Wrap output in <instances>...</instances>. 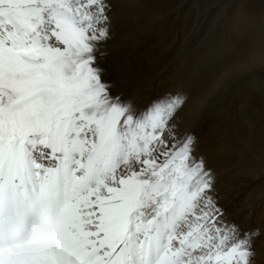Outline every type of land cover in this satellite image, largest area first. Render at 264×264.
<instances>
[{
    "label": "snow or ice",
    "instance_id": "6c2138e0",
    "mask_svg": "<svg viewBox=\"0 0 264 264\" xmlns=\"http://www.w3.org/2000/svg\"><path fill=\"white\" fill-rule=\"evenodd\" d=\"M110 10L0 0V264H253L259 230L179 131L187 96L137 109L99 64Z\"/></svg>",
    "mask_w": 264,
    "mask_h": 264
},
{
    "label": "bare ground",
    "instance_id": "6f19581e",
    "mask_svg": "<svg viewBox=\"0 0 264 264\" xmlns=\"http://www.w3.org/2000/svg\"><path fill=\"white\" fill-rule=\"evenodd\" d=\"M110 4L109 37L99 45L104 55L97 53V59L121 98L143 109L157 98L185 94L188 102L178 114L179 131L196 133L195 154L203 157L208 169L232 164L264 172V124L258 114L264 103V4L259 0L217 8L210 0H110ZM165 61L174 64L168 69ZM141 84L144 88L137 87ZM147 96L154 100L148 102ZM258 181V195L239 188L234 199L217 198L219 205L236 207L246 199L259 215L264 178ZM235 224L249 229L242 222ZM259 238L253 245V264L260 261Z\"/></svg>",
    "mask_w": 264,
    "mask_h": 264
},
{
    "label": "rangeland",
    "instance_id": "374dc122",
    "mask_svg": "<svg viewBox=\"0 0 264 264\" xmlns=\"http://www.w3.org/2000/svg\"><path fill=\"white\" fill-rule=\"evenodd\" d=\"M210 5H215L217 8V5H233V3H219V2H217V0H215V1L210 0ZM175 62H177V60L174 61V63ZM174 63H167L166 64V61H165V65L167 66L168 69H170ZM159 79H161V78H159ZM137 87H139V88L143 87L144 88L143 84L138 85ZM145 93H146V95H148L149 92L146 91ZM145 93H143V94L145 95ZM152 98H154V97L147 96V101L148 102L153 101L154 99H152ZM258 114L260 115V118L263 119L262 121L264 124V103H262L258 107ZM263 124H261V125H263ZM224 140H228V139L224 138ZM263 166L264 165H262V167ZM227 167L220 168L219 170L218 169L217 170L210 169L216 178L215 179V187H216L215 188V190H216L215 195L217 196V198L228 197L230 199H234L235 197H237L239 195V193H237L239 188L246 190V194L256 195V193H257V195H258V190L260 189V187L258 186V184H259L258 180L260 178H264V172L259 171V169L256 168L255 166L243 168V167H238L235 165L232 166V164H231L230 167H228V168ZM215 168H217V167H215ZM227 169H229V170H227ZM219 171H221V172H219ZM247 182H248V184H245ZM217 183L219 184V186L217 185ZM247 191H248V193H247ZM245 200L244 199L239 200V205H237L236 207L227 206L226 208H224L226 210L225 217L228 220L226 218L225 219L227 221L234 222V223L235 222H242L243 224L248 226L247 228H249V229H251V227L253 225L252 222L255 220L256 223L254 224V228L259 230V232H260V238L259 239H261V240H259V243H258V247H259V250L261 253L260 261L258 264H264V238H262V237H264V204L262 203L263 205L261 206V209L259 212V215L260 214L261 215H260V217H258L259 215H258L257 209L255 207L251 208L247 203H245V202H247ZM250 221H252V222H250ZM261 241H263V242H261Z\"/></svg>",
    "mask_w": 264,
    "mask_h": 264
}]
</instances>
